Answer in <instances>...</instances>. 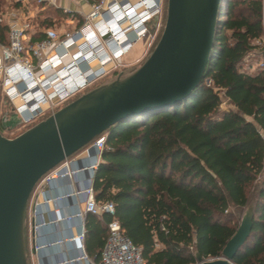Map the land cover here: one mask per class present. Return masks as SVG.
I'll use <instances>...</instances> for the list:
<instances>
[{
    "label": "trees",
    "instance_id": "trees-1",
    "mask_svg": "<svg viewBox=\"0 0 264 264\" xmlns=\"http://www.w3.org/2000/svg\"><path fill=\"white\" fill-rule=\"evenodd\" d=\"M4 1L0 9L19 6ZM42 12L70 16L59 7ZM263 15L262 0H221L198 86L174 105L116 122L101 134L94 199L112 203L146 264H195V252L204 260L219 257L237 227L235 213L249 202L251 229L231 263L264 264ZM52 23L45 16L39 26ZM5 37L0 24V41ZM108 219L85 215L83 246L93 262ZM55 238L42 235L46 242Z\"/></svg>",
    "mask_w": 264,
    "mask_h": 264
},
{
    "label": "built area",
    "instance_id": "built-area-1",
    "mask_svg": "<svg viewBox=\"0 0 264 264\" xmlns=\"http://www.w3.org/2000/svg\"><path fill=\"white\" fill-rule=\"evenodd\" d=\"M14 1L18 7L0 9V24L6 26L5 41H0V89L23 127L114 71L119 58L148 34V22L161 14L163 5V0H65L77 6L82 1L88 10L58 4L70 14L67 22L74 21V14L80 21L76 19L71 30L57 33L52 27L33 28L23 12L26 4H54L55 0ZM103 146L104 135L95 137L33 187L26 207L31 264H45L43 254L53 247H60L62 253L55 254L53 264H146L114 217L112 203L94 199L92 178ZM86 214L109 217L97 262L83 246ZM44 233L56 238L43 241Z\"/></svg>",
    "mask_w": 264,
    "mask_h": 264
},
{
    "label": "water",
    "instance_id": "water-1",
    "mask_svg": "<svg viewBox=\"0 0 264 264\" xmlns=\"http://www.w3.org/2000/svg\"><path fill=\"white\" fill-rule=\"evenodd\" d=\"M220 1L166 0L160 36L138 66L117 72L11 138L0 133V264H27V202L47 171L116 122L174 105L198 86ZM19 125L13 112L0 116L3 129ZM252 216L248 203L219 257L204 260L195 252V264H232Z\"/></svg>",
    "mask_w": 264,
    "mask_h": 264
},
{
    "label": "rangeland",
    "instance_id": "rangeland-1",
    "mask_svg": "<svg viewBox=\"0 0 264 264\" xmlns=\"http://www.w3.org/2000/svg\"><path fill=\"white\" fill-rule=\"evenodd\" d=\"M14 2V0H5L4 6L9 5V3ZM63 2L59 3V0H55L54 4H44L43 6H36L35 4H26V7L23 8V12L25 13L27 17V21H30L32 23L33 28L36 27H43L39 26V22L44 18L45 16H50L52 18V27L57 33H61L63 31L71 30L75 24L76 19L72 21V23L67 22L68 17L61 18L57 15H54L52 13L42 12L44 11V8L46 6H51L53 8H57L58 4H62ZM64 4V3H63ZM73 8V7H72ZM42 12V13H41ZM262 22L264 23V15L262 16ZM164 22H162V11L161 14L153 21L148 22V34L145 35V37L137 42L136 44H133L129 51L122 57L119 58L116 66V69L112 72H110L108 75H106L104 78H102L100 81H98L94 86L99 84L100 82L114 76L117 72L127 69V68H135L138 66L142 60L149 54V52L152 50L154 44L158 40L162 27ZM263 41H264V33H263ZM254 66V65H253ZM93 87V86H92ZM91 87V88H92ZM227 107L225 101L223 100L221 103V108ZM12 106L9 104L6 99L4 98L2 91L0 89V116L5 115L8 116L11 114ZM40 120V119H39ZM2 128V127H1ZM24 128L23 126L19 125L12 129H3L0 130V133L8 138H11L18 133H20ZM251 203V202H249ZM245 208V207H244ZM243 209H240L235 213V219L237 220V225L239 223L240 217L244 211ZM27 218V217H26ZM25 232H26V247H27V264H31L28 256V247H29V236H28V221L26 219L25 221Z\"/></svg>",
    "mask_w": 264,
    "mask_h": 264
},
{
    "label": "crops",
    "instance_id": "crops-1",
    "mask_svg": "<svg viewBox=\"0 0 264 264\" xmlns=\"http://www.w3.org/2000/svg\"><path fill=\"white\" fill-rule=\"evenodd\" d=\"M63 2L64 5L70 6L72 9H80L82 12H86L88 10V5L82 1H80L78 3V6L69 2H66L65 0H59V3ZM62 3V4H63ZM67 247L68 245H64V247ZM60 251V247H53L52 249L46 251V253L44 252L43 254V262L45 264H53V262L55 261V259L57 258V256H55V254H58L59 256L62 255V253H59ZM73 253V252H72Z\"/></svg>",
    "mask_w": 264,
    "mask_h": 264
},
{
    "label": "bare ground",
    "instance_id": "bare-ground-1",
    "mask_svg": "<svg viewBox=\"0 0 264 264\" xmlns=\"http://www.w3.org/2000/svg\"><path fill=\"white\" fill-rule=\"evenodd\" d=\"M137 42H139V41H137ZM137 42H136V43H137ZM136 43H135V44H136Z\"/></svg>",
    "mask_w": 264,
    "mask_h": 264
},
{
    "label": "flooded vegetation",
    "instance_id": "flooded-vegetation-1",
    "mask_svg": "<svg viewBox=\"0 0 264 264\" xmlns=\"http://www.w3.org/2000/svg\"><path fill=\"white\" fill-rule=\"evenodd\" d=\"M42 118H44V117H42ZM42 118H41V119H42Z\"/></svg>",
    "mask_w": 264,
    "mask_h": 264
}]
</instances>
